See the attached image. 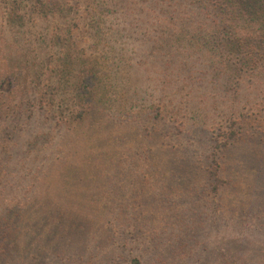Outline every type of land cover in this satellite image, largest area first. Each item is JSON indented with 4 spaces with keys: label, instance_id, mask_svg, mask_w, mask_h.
Returning a JSON list of instances; mask_svg holds the SVG:
<instances>
[{
    "label": "rangeland",
    "instance_id": "374dc122",
    "mask_svg": "<svg viewBox=\"0 0 264 264\" xmlns=\"http://www.w3.org/2000/svg\"><path fill=\"white\" fill-rule=\"evenodd\" d=\"M101 1L108 17L95 30L84 0H41L37 10L21 0L23 22L6 23L0 0V72L20 70L12 93L3 96L0 86V204L20 201L35 214L40 200L49 202L30 198L41 189L46 195V178L72 154L86 106L85 64L107 51L108 64L124 66L129 92L138 94L132 111L150 109L104 111V132L93 136L106 140L80 143L92 208L158 206L157 228L120 227L133 238L127 247L164 238L160 220L171 214L182 241L176 250L191 254L185 262L166 254L171 264H264V56L219 47L227 36L213 0ZM97 32L104 43L94 42ZM205 33L214 45L198 38ZM17 100L22 114L7 122L4 107ZM62 214L72 218L62 205L49 210L55 220ZM157 253L148 249L146 264H158Z\"/></svg>",
    "mask_w": 264,
    "mask_h": 264
},
{
    "label": "trees",
    "instance_id": "16d2710c",
    "mask_svg": "<svg viewBox=\"0 0 264 264\" xmlns=\"http://www.w3.org/2000/svg\"><path fill=\"white\" fill-rule=\"evenodd\" d=\"M40 1L33 0L34 7L29 4L28 8L31 6V10L33 8L37 10ZM84 2L89 26L100 30L108 17V11L104 8L106 2L101 0H84ZM213 2L221 15L220 31L227 36L226 43L219 44V47H230L238 53L242 51L243 54L252 56L257 54L264 56V0H213ZM5 4L8 6L5 23L10 21L11 16L18 17L23 22L21 0H3V5ZM198 38L213 45L216 42L212 33L199 35ZM94 39L96 43L106 41L105 35L101 32H97ZM109 59L106 51L100 60L87 61L85 64L87 73L82 82H85L83 91L87 98L86 106L80 109L78 122L81 121V127L73 128L75 137L71 140L72 154L64 158L63 162L58 164V168L46 178L47 196L41 189L33 191L34 197L30 198L32 200L30 204L45 197L50 199L49 202L44 204V201L40 200L41 202L36 206L39 211L35 214L31 213L33 209L29 204L21 208L20 201L7 203L4 206L0 204V208L3 209V214L0 211V264H119L117 260L120 259L126 262L124 264H146L145 253L152 248L158 252V264H171L168 258L164 257L166 254L169 256L177 254L178 260L189 261L191 255L189 252L176 250L181 236L178 228L176 232L173 231L176 220L171 214H167L166 220H160L163 224L161 233L164 238L156 239L154 235L144 236L147 243L140 242L127 247L125 239L132 241L133 238H130L131 234L127 238V233H124L123 228L120 227L133 232L141 231L140 234H144L148 229L146 224L157 228L158 206L152 204L147 206L146 202L143 204L137 200L135 203H126L122 209L119 208L121 205L108 202L104 203L101 209H93L87 201L90 194H87L86 186L91 168H86L89 163H84L86 158L81 157L82 141L90 145L95 139L99 142L106 140V135L93 136V133L104 132L100 120L102 119L103 123L104 111L113 109L118 114L127 116L134 111L137 115H142L150 109L147 108L145 111L139 106L132 111L138 94L136 91L129 92L130 84L124 74V66L121 65L117 69L118 67L108 64L111 63ZM19 71V68H9L0 72V86L5 84L6 87L5 90L3 89V96L12 93L18 87L16 78L20 75ZM1 102L0 99V104ZM10 105L9 103L5 105L6 114L3 119L9 122L11 118H15L17 121L22 114L21 101L17 100L12 104L13 107ZM27 116L32 118V111H29ZM89 121L93 125L88 124ZM82 147L85 148V145ZM258 175L257 179L262 180V173ZM0 192L2 194V188ZM58 204L70 213L71 219L64 217L63 214L57 217L59 220L50 218L49 210L55 209ZM49 205L51 207L47 208ZM183 212V210L177 211L181 214ZM92 214H101V217H93ZM113 220L118 227L114 226ZM144 227H147L146 230H143ZM118 239L122 240L119 244L116 243ZM119 245L120 248L116 251L115 248ZM131 252L136 254L130 255Z\"/></svg>",
    "mask_w": 264,
    "mask_h": 264
}]
</instances>
